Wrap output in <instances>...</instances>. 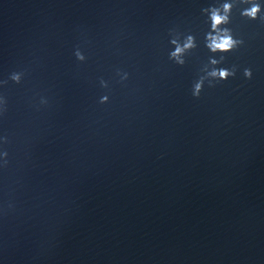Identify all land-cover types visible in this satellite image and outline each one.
<instances>
[{
    "label": "water",
    "instance_id": "1",
    "mask_svg": "<svg viewBox=\"0 0 264 264\" xmlns=\"http://www.w3.org/2000/svg\"><path fill=\"white\" fill-rule=\"evenodd\" d=\"M224 2L0 0V81L26 73L0 87V264H264V20L246 5L219 65L236 77L192 95L202 10ZM173 33L196 38L184 66Z\"/></svg>",
    "mask_w": 264,
    "mask_h": 264
},
{
    "label": "clouds",
    "instance_id": "2",
    "mask_svg": "<svg viewBox=\"0 0 264 264\" xmlns=\"http://www.w3.org/2000/svg\"><path fill=\"white\" fill-rule=\"evenodd\" d=\"M241 4L247 6L241 9V16L252 21L264 20V5L261 4L260 0H225L219 6H210L202 10L210 21V31L205 34L204 43L213 55L209 57L208 64L204 65L202 69L204 74L193 84L192 95L197 99L200 98L205 83L209 88H214L221 82H227L230 78L236 77L238 71L236 66L227 69L221 68L219 65L224 63L227 54L238 50L244 45V41L234 38L232 30L227 27L231 23L233 9ZM170 43L173 45L174 50L169 53V58L179 66H184L186 63L185 57L198 47L196 38L191 34L181 41L180 35L173 33ZM74 55L79 62H86L87 58L79 48L75 50ZM216 56H219V59H216ZM243 74L249 80L253 77L250 68H245ZM25 75L26 73L23 71H14L7 80L0 81V87H7L9 80L17 85L22 84ZM117 75L120 77L121 83L129 79V74L125 71L117 70ZM100 85L104 89L109 88V83L104 79L100 80ZM48 103L47 98H40L39 105L47 106ZM100 103L108 104L109 96L103 95L100 98ZM7 112L8 100L6 96L0 95V116L6 115ZM2 143L8 144V138H2ZM8 166L9 153L6 150L0 151V168L7 169Z\"/></svg>",
    "mask_w": 264,
    "mask_h": 264
}]
</instances>
